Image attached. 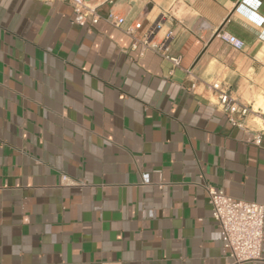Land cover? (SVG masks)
Masks as SVG:
<instances>
[{
	"label": "crops",
	"instance_id": "1",
	"mask_svg": "<svg viewBox=\"0 0 264 264\" xmlns=\"http://www.w3.org/2000/svg\"><path fill=\"white\" fill-rule=\"evenodd\" d=\"M87 3L124 25L0 0V264L228 263L207 189L264 204V138L250 143L264 127V0ZM151 31L152 44L174 31L179 67L141 44ZM215 81L251 107L249 132L216 107ZM261 254L248 264H264V236Z\"/></svg>",
	"mask_w": 264,
	"mask_h": 264
},
{
	"label": "built area",
	"instance_id": "2",
	"mask_svg": "<svg viewBox=\"0 0 264 264\" xmlns=\"http://www.w3.org/2000/svg\"><path fill=\"white\" fill-rule=\"evenodd\" d=\"M68 3L73 11L75 22L80 26H93L100 20L107 24L121 28L124 25L123 17L114 10L101 17L88 5L87 0H61ZM134 28H127L128 34H133ZM150 34L143 38L141 44L160 54L163 59L171 62L173 67H179L180 58L171 57L168 53L169 44L174 37V31L168 32L165 38L158 44H152ZM216 37L227 43L235 50H242L243 43L224 32H217ZM216 98V107L226 116L232 127L241 131H248L245 120L252 113L251 107L239 103L231 95L230 90L218 81L208 85ZM263 120V119H262ZM264 121V120H263ZM251 132V131H250ZM264 138V127L253 132L250 141L255 146H260ZM211 205V217L220 232V241L229 251V262L226 264H248L261 261L262 242L264 236V204H256L243 200L233 199L222 191L207 189Z\"/></svg>",
	"mask_w": 264,
	"mask_h": 264
},
{
	"label": "water",
	"instance_id": "3",
	"mask_svg": "<svg viewBox=\"0 0 264 264\" xmlns=\"http://www.w3.org/2000/svg\"><path fill=\"white\" fill-rule=\"evenodd\" d=\"M262 119L264 120V115L262 116Z\"/></svg>",
	"mask_w": 264,
	"mask_h": 264
}]
</instances>
